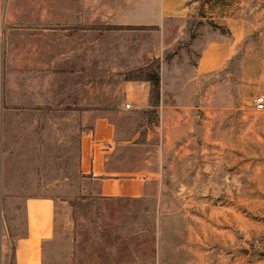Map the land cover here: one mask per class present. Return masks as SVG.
<instances>
[{"label": "rangeland", "instance_id": "1", "mask_svg": "<svg viewBox=\"0 0 264 264\" xmlns=\"http://www.w3.org/2000/svg\"><path fill=\"white\" fill-rule=\"evenodd\" d=\"M98 4L99 27L150 20L149 10L124 11L120 0ZM187 5L190 15L163 29L96 34L89 20L68 25L73 43L65 50L66 88L92 96L93 105L96 95L93 111L115 126L113 169L144 174L148 182L137 199L93 196L86 191L91 180L76 171V143L42 141L34 183L40 189L31 194L55 200L53 264H264V109L256 110L253 101L264 95V0ZM7 7H20V23L9 17L4 24ZM43 7V0H0L2 112L28 109V91L46 84L30 80L26 42L34 37L25 27ZM37 39L46 40L42 34ZM213 55L216 68L198 74L199 61ZM156 59L161 92L159 105L151 107L150 84L127 75ZM32 118L27 111L4 113L15 123L4 142L0 128V156L29 161L32 131L15 124ZM25 195L4 194L8 200L0 202V264H14L24 213L13 198Z\"/></svg>", "mask_w": 264, "mask_h": 264}, {"label": "crops", "instance_id": "2", "mask_svg": "<svg viewBox=\"0 0 264 264\" xmlns=\"http://www.w3.org/2000/svg\"><path fill=\"white\" fill-rule=\"evenodd\" d=\"M120 1L124 11L130 9L140 12L146 9L151 13L150 20L133 19L117 23V25L155 26L163 29L166 22L181 21L190 15L191 10L187 3L193 0H143L147 1L145 6L142 0ZM43 2L44 7L33 12V24L29 23L25 27L34 37L33 40L26 42V49L29 50L27 52L29 73L32 75L30 80L42 81L46 84H43L42 88H39L37 84L32 91H28V103L32 102L28 109L22 110L19 107L7 110L8 112L33 113L31 120L19 121L15 124L18 128L32 131V133L29 132L32 143L29 147L30 159L24 162L14 154L9 155L4 152L0 156L1 204H6L8 200L4 194H26L23 198L19 196L13 198V201H21L24 213V231L16 235L14 241V264L54 263L52 257L55 254L50 249L57 238L55 200L48 196L31 194L40 189L37 185L36 188L34 183L38 182L40 175L36 170L40 169L44 159L40 145L42 141V145L76 143L78 151L76 171L81 180L84 178L91 180L90 184L93 186H88L86 191L93 196L137 199L143 196L148 182L144 174L123 173L113 169L111 160L117 144L115 126L107 118L99 116L97 109L93 111V106L94 108L97 106L96 95L95 105H93L92 96L83 97L82 92L66 88L65 50L68 43H73L72 40L68 41V31L70 32L68 25L71 23L84 25V21L89 20L87 23L89 30L93 31V27H98V0H43ZM19 8L12 10L14 8L7 7L2 10L4 24L8 23L9 17H11L10 23L19 22L17 16ZM14 26L24 27L19 24ZM94 31L98 33V30L94 29ZM2 34L3 31L0 28V35ZM40 34L46 40H38ZM166 46L167 44L163 42L162 47ZM46 50H50L51 56L47 66L45 65ZM218 61L217 55L210 58L204 57L199 61L198 74L212 71L216 68ZM84 103L90 107L89 110L82 109ZM7 111L0 110L3 142L6 140V130L9 132L8 127L13 128L15 123L4 120V113ZM41 112L50 115H43V119H40ZM53 114L62 115V119H57ZM62 130L66 131L62 132ZM24 169H27L26 172L23 171Z\"/></svg>", "mask_w": 264, "mask_h": 264}, {"label": "trees", "instance_id": "3", "mask_svg": "<svg viewBox=\"0 0 264 264\" xmlns=\"http://www.w3.org/2000/svg\"><path fill=\"white\" fill-rule=\"evenodd\" d=\"M150 28H156L155 26H102L94 27L96 30L102 31H119V30H145ZM169 56H165L164 61H168ZM154 63L148 65L145 68L130 72L127 77L128 79H140L143 82L150 84V98L149 103L151 107H157L159 105V98L161 92V80L159 74L160 61L156 59Z\"/></svg>", "mask_w": 264, "mask_h": 264}, {"label": "built area", "instance_id": "4", "mask_svg": "<svg viewBox=\"0 0 264 264\" xmlns=\"http://www.w3.org/2000/svg\"><path fill=\"white\" fill-rule=\"evenodd\" d=\"M2 40V36L0 35V41ZM254 106L256 110L261 111L264 109V95H260L254 98ZM126 108H129L128 105H126Z\"/></svg>", "mask_w": 264, "mask_h": 264}]
</instances>
